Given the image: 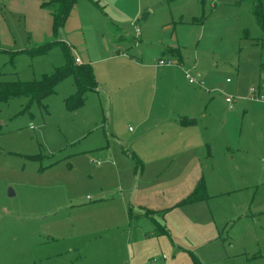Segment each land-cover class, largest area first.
Here are the masks:
<instances>
[{"label": "rangeland", "instance_id": "obj_1", "mask_svg": "<svg viewBox=\"0 0 264 264\" xmlns=\"http://www.w3.org/2000/svg\"><path fill=\"white\" fill-rule=\"evenodd\" d=\"M74 6L82 27L66 28L64 34L79 57V48L86 47L96 59L107 36L123 46L116 55L126 53L141 62L142 52L154 63L161 58L159 48H170L176 37L175 47L189 61L188 67L182 65L188 73L184 69L179 78L184 91L191 88L190 77L199 83L202 71L212 76L210 85L227 83L216 90L245 105L251 85L258 84L261 46L243 38L245 31L261 36L249 3L77 0ZM4 11L16 46L0 43V48L17 50L53 39H33L14 12ZM145 27L151 30L150 44L136 37ZM64 63L58 45L35 58L0 50V81L39 79ZM112 64L113 71L121 69L118 62ZM94 69L103 92H89L77 110L70 111L65 102L75 92L72 75L42 105L25 96L0 102V264H264L259 257L264 254V212L252 216L256 204L264 201V143L260 152L246 146L251 135L243 130L236 155L245 152L253 173L236 166L207 173L206 163L177 170L171 159L153 170V164L134 156L133 150L141 152L140 144L131 148L129 143L139 117L127 110L125 90L119 96L112 91L123 83H112L104 63ZM150 71L144 73L149 76L145 81L157 75ZM129 83L127 78L124 84ZM148 84L153 91L152 81ZM238 105L229 124L243 115ZM255 173L263 182L252 188L245 180ZM224 178L239 182L209 191L208 183L213 188ZM202 181L206 197L186 201ZM148 212L159 214L168 233H157Z\"/></svg>", "mask_w": 264, "mask_h": 264}, {"label": "crops", "instance_id": "obj_2", "mask_svg": "<svg viewBox=\"0 0 264 264\" xmlns=\"http://www.w3.org/2000/svg\"><path fill=\"white\" fill-rule=\"evenodd\" d=\"M4 8L17 15L23 32L29 33L33 39L46 40L54 37L52 15L47 9L42 7V0H0V43L2 46L10 48L16 46L14 39L10 35L9 22L3 14V12L6 14ZM139 13L140 4L135 15L137 16ZM71 27L72 30L82 27V19L75 6L66 21L64 30ZM64 30L60 39L65 41L72 50L74 49V44L69 41V38H66L67 33L65 32L64 34ZM150 32L151 30L145 27L140 30L139 35L136 37L141 38V40L144 39L146 44H150L152 42H147L151 41L149 40ZM37 41L40 40H36L31 47L44 43H37ZM78 42L82 44L80 36ZM252 42L261 46L254 40ZM177 43L179 42L175 37L170 48L164 49V46H161L158 51L161 58H176L179 61L177 65H158L160 58L156 59L154 63H150L143 58L142 52H140L141 62L134 56L133 58L135 59H129L126 53H117L118 55H116L114 53L115 50L121 52L123 46L114 40L109 41L107 36L105 37V43L101 42L95 52L96 59L92 58L93 54L86 47L79 48L80 57L75 52L73 55L75 59H80L81 64L93 63V68L104 63L112 83L116 80L123 83L120 87L112 86V91L113 93H118L115 96H119V93L125 90V95L128 97L125 104L127 110L134 112L133 114L139 117L135 134L129 140V143L131 148H134L136 144H140L141 152L137 155L133 150L134 156L146 164H153L155 166L153 170L159 171L160 168L158 166L162 165L164 159H171L174 168L177 170L195 168L206 163L205 169L207 173L219 169L226 171V167L234 168L235 166L236 169L245 168L243 171L253 173L248 169L250 165L245 158V152L238 155L236 153L241 150L244 129H247L251 135L249 143H245L246 146L256 148L260 152L262 143H264V102L248 98V100L242 101L245 105H238L237 98L233 97V102L229 103L226 101L227 95L222 91L216 90L219 89V86L226 87L227 83L223 84L222 81L220 84L210 85L213 82L212 76L204 74L202 71L198 72L199 74L201 73L199 83L203 82L204 86H211L212 90L205 89L199 83H191L189 81L191 88L188 91H184L179 85V78L181 81L184 74L185 68L182 65L186 63L185 66L188 67L189 61H186L184 55L180 52L181 50L175 47ZM130 44H125L124 46H130ZM26 48L17 50L0 48V50L3 52H20ZM112 61L118 62L116 65L121 67L119 71H113L114 65ZM194 66L196 67V64ZM160 68H165V71L159 73ZM259 69L261 72V67ZM150 70H153V74L157 75L150 76L148 81H145L149 76H145L144 73L149 74L151 73ZM127 78L130 80L128 86L124 84ZM96 79L99 85L97 90L92 92L101 94L104 86L101 85L98 76H96ZM150 81H152L153 91H151L148 84ZM225 82L230 81L227 78ZM109 102V106H113L111 99ZM140 104H142L141 108H139ZM237 105L240 109L243 108V115L237 114V123L232 125L229 124V119L230 115H232L231 111L235 110ZM244 112L247 113L246 117ZM155 132L159 136L150 135ZM224 156L227 162L226 159L222 162L219 161V157ZM229 161H231L230 164ZM141 164L142 162L140 161ZM234 181L224 178L223 183H219L213 188H211L209 183L207 185L209 191H211L215 188H230L239 182L233 183ZM245 182L246 185H251L252 188H255L263 180L259 179L255 173L253 178L245 180ZM87 199L91 200L92 198L88 195ZM253 211L255 212L252 214L253 217L262 214L264 212V201L257 203ZM247 216L245 214L242 215L243 218ZM259 257H264V254L259 252Z\"/></svg>", "mask_w": 264, "mask_h": 264}, {"label": "trees", "instance_id": "obj_3", "mask_svg": "<svg viewBox=\"0 0 264 264\" xmlns=\"http://www.w3.org/2000/svg\"><path fill=\"white\" fill-rule=\"evenodd\" d=\"M77 0H42V7L47 9L53 19V39L44 42L43 44L29 47L21 53H26L31 57L44 55L51 48L58 45L61 46L64 52L65 63L56 67L52 73L43 74L41 78L22 81H0V102L9 101L11 98L25 96L32 101H37L40 105L43 104L46 98L56 92L57 85L66 79L69 75L73 76V84L75 86L74 94L65 99L66 105L70 111L80 108L86 99L89 92L95 91L98 88V82L95 76L93 65L90 63L77 64L70 46L63 40L61 36L66 24V21ZM251 4L252 13L258 28L260 29V37H252L248 31L244 32L243 38L254 40L261 45L262 62L261 68L264 67V0H241ZM138 159V158H137ZM140 164V161H137ZM207 195L205 184L199 183L193 193L186 201L203 199ZM152 220L157 226V233H168L165 224L160 223L159 216L155 213L148 212ZM159 215V214H158ZM163 219V217H162Z\"/></svg>", "mask_w": 264, "mask_h": 264}, {"label": "built area", "instance_id": "obj_4", "mask_svg": "<svg viewBox=\"0 0 264 264\" xmlns=\"http://www.w3.org/2000/svg\"><path fill=\"white\" fill-rule=\"evenodd\" d=\"M75 61L77 64H81V61L79 58H76ZM177 64H179V61L174 57L160 58L158 61V65H162V66L177 65ZM186 73H188L187 69H186ZM189 81L191 83H193V82H196V79L190 77ZM248 98L250 100L263 101L264 102V67L261 68V73H260V78H259L258 84L251 85L250 94H249ZM226 101L229 103H232L233 97L227 96ZM98 164H100V162H98Z\"/></svg>", "mask_w": 264, "mask_h": 264}]
</instances>
